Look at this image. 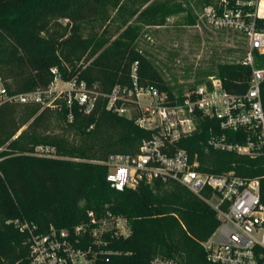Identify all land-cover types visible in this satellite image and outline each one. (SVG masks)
Wrapping results in <instances>:
<instances>
[{"label": "trees", "instance_id": "obj_1", "mask_svg": "<svg viewBox=\"0 0 264 264\" xmlns=\"http://www.w3.org/2000/svg\"><path fill=\"white\" fill-rule=\"evenodd\" d=\"M105 11V0H0V75L10 93L46 89L59 75L63 81L84 82L95 94L88 112L75 99L69 106L61 99L60 110L37 103L0 105V264L26 261L28 234L15 220L43 232L50 225L70 228L83 222L89 210L122 215L131 228L129 236L114 242L119 252L103 264H148L156 254L180 264H221L209 261L201 244L219 220L200 196L174 181H141L116 190L106 180L108 168L99 161L111 153L136 154L142 139L155 131L135 123L138 113H118L119 99L108 108L112 88L118 86L125 97L134 87L131 73L137 62L138 85L153 84L171 98L174 92L135 44L117 39L96 52L102 41L85 37L81 28L102 19ZM164 17L154 23L163 24ZM256 64L263 65L264 57H257ZM250 73L241 61L216 65L225 89L237 94L246 91ZM261 99L264 106V80ZM218 133L217 119L199 118L196 129L175 145L201 171L258 177L264 203V156L214 149L208 139ZM227 136L239 142L245 138L238 131ZM40 145L52 150L39 153Z\"/></svg>", "mask_w": 264, "mask_h": 264}, {"label": "built area", "instance_id": "obj_2", "mask_svg": "<svg viewBox=\"0 0 264 264\" xmlns=\"http://www.w3.org/2000/svg\"><path fill=\"white\" fill-rule=\"evenodd\" d=\"M201 17L208 26L241 34L247 44L241 60L251 68L248 87L244 93L229 92L217 75L209 76L181 94L170 97L167 91L153 84L138 85L134 62L131 77L134 87L121 96L118 86L108 95L111 107L119 99L116 110L129 114L134 107L135 123L154 129L149 138L142 139L136 154L111 153L103 161L108 171L106 180L116 190L135 188L141 181L151 183L174 181L205 200L216 212L219 223L201 244L209 261L221 264H264V203L260 199L258 177L245 178L233 171L211 173L197 169L184 148L175 142L191 134L199 118H215L220 133L213 134L208 144L214 149L231 151L251 157L264 156V106L261 83L264 64V0H211L203 6ZM257 57H256V56ZM56 72V69H52ZM64 86L58 88L57 82ZM69 106L73 99L84 105V112L93 106L95 94L84 82L63 81L56 75L46 89L10 93L0 75V105L5 102L37 103L60 110V100ZM70 117V115H69ZM227 131L245 134L243 142L229 140ZM39 153L48 154L45 146ZM21 232L28 234V253L23 264H103L119 250L114 242L130 235L128 220L109 210L87 212V220L70 228L50 225L38 231L35 224L14 221ZM148 264H180L174 257L156 254Z\"/></svg>", "mask_w": 264, "mask_h": 264}, {"label": "rangeland", "instance_id": "obj_3", "mask_svg": "<svg viewBox=\"0 0 264 264\" xmlns=\"http://www.w3.org/2000/svg\"><path fill=\"white\" fill-rule=\"evenodd\" d=\"M105 2L104 17L83 23L82 34L102 41L97 53L117 39L135 44L175 94L216 75L218 63L241 61L246 53V40L241 34L212 28L204 21L201 14L206 0ZM163 15V24L154 23ZM57 86L64 84L59 80ZM128 111L132 115L137 113L132 106Z\"/></svg>", "mask_w": 264, "mask_h": 264}]
</instances>
